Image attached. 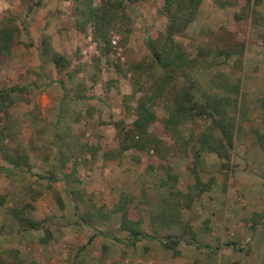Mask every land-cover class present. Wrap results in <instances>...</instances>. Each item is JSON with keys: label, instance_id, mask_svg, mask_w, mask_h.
<instances>
[{"label": "rangeland", "instance_id": "rangeland-1", "mask_svg": "<svg viewBox=\"0 0 264 264\" xmlns=\"http://www.w3.org/2000/svg\"><path fill=\"white\" fill-rule=\"evenodd\" d=\"M161 7L126 3L103 56L90 28L76 29L72 0H0V167L8 171H0V264H264V3L202 0L174 37L191 58L210 50L187 71L197 89L185 107L193 121L173 138L164 122L170 97L161 98L148 131L169 147L165 158L135 149L112 157L117 132L135 119L122 97L133 79L139 97L159 74L142 68L145 41L165 29ZM235 43L240 60L217 55ZM52 53L69 65L57 68ZM215 95L230 103L226 159L216 151L211 110H203ZM16 153L28 164L13 168L6 159ZM61 158L77 164L73 179L61 174ZM123 215L152 239L130 244ZM167 237L177 241L172 249Z\"/></svg>", "mask_w": 264, "mask_h": 264}, {"label": "trees", "instance_id": "trees-1", "mask_svg": "<svg viewBox=\"0 0 264 264\" xmlns=\"http://www.w3.org/2000/svg\"><path fill=\"white\" fill-rule=\"evenodd\" d=\"M72 1L75 4L76 29L84 33L89 27L97 50L100 55L104 56L111 50L110 37L112 32H116L127 18H125L124 11L126 3L135 4L148 0H98L97 4H95L96 0ZM247 2L248 4L259 6L264 3V0H247ZM201 4L202 0H162L160 11L166 18L165 29L157 38L145 41L148 63L147 67L142 68L150 71L155 70L159 74L153 80L152 84L155 86L145 91L141 89L139 97H136L138 90H140L138 89L139 80L133 79L131 94L122 97L126 111L130 112L131 110L135 119L128 130L125 127H121L117 132L120 142L117 153L112 156L113 158L124 154L129 149L150 151L160 159L165 158V155L170 151L169 147L163 140L148 131L149 127L156 121L154 107L161 98L170 97L171 108L169 116L164 122L166 129L169 130L173 138H179L178 131L181 125L185 122L193 121V116L185 111V107L194 99V92L197 89L195 82L188 77L187 71L195 65L204 64L206 62L205 57L210 55V50L198 48L196 57L191 58L185 53L181 45L174 40V37L182 35L190 22L196 18ZM2 35L7 38L10 36L6 30L2 31ZM242 47V44L235 43L228 48L221 49L217 52V55L229 58L231 54L238 53L240 60ZM45 53H47V49H45ZM51 61L57 68L65 69L69 65L63 56H59L56 53L51 54ZM137 67L141 68L142 66L137 65ZM179 79H184L188 85L182 88L176 87V81ZM6 96L7 92L0 90V99L4 100ZM206 98V105L203 110L205 112L211 110L209 116L214 133L217 132L220 136V139L216 138V151H224L226 159L229 156L228 149L232 147V122L228 118L229 99L216 95ZM131 100H135L133 107L128 105V101ZM87 149L91 156L95 158L97 148L88 147ZM109 154L110 152L104 154L106 161L110 158ZM6 160L13 168L17 169L21 165L27 164L25 158L18 155L7 156ZM58 166L66 180L73 179L74 169L77 166L75 162L72 164L67 158H61ZM0 171L8 172L2 167H0ZM42 178L54 179L52 177ZM78 198L80 200V196ZM56 200L58 203L61 202L59 197ZM120 209L122 210L123 207H120ZM28 224H31L32 228H36V224L30 222ZM120 229L128 233V242L130 244H134L140 239H152L140 231L137 221H131L125 215H123ZM49 233V231L46 232L47 236L50 235ZM176 243L175 239L167 237L163 245L172 249ZM233 244L228 243L229 246H233Z\"/></svg>", "mask_w": 264, "mask_h": 264}, {"label": "crops", "instance_id": "crops-1", "mask_svg": "<svg viewBox=\"0 0 264 264\" xmlns=\"http://www.w3.org/2000/svg\"><path fill=\"white\" fill-rule=\"evenodd\" d=\"M58 113H60V111H58ZM59 118H60V117L58 116V117L56 118V120L59 119ZM15 155H18V156H22V157H24L26 163L28 164V161H27V159H26V156H23V155H21V154L19 155L18 153H16ZM27 164H26V165H27ZM57 164L59 165V162H58V161H57Z\"/></svg>", "mask_w": 264, "mask_h": 264}]
</instances>
